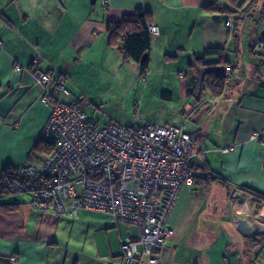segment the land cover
<instances>
[{
  "label": "crops",
  "instance_id": "1",
  "mask_svg": "<svg viewBox=\"0 0 264 264\" xmlns=\"http://www.w3.org/2000/svg\"><path fill=\"white\" fill-rule=\"evenodd\" d=\"M103 1L0 0V178L4 168L42 162L44 156L32 151L51 112L41 100L33 73L16 72L15 66L26 68L36 62L37 70L62 74L66 80L56 60L111 53L106 23L143 9L160 29L152 40L149 65L156 52L166 59L174 52V59L187 65L206 49L225 48L234 68L225 96L197 101L187 115L193 122L184 127L199 138L191 149L193 166H208L227 181L233 201L218 188L202 196L193 186H183L168 215L173 234L159 264H250L252 258L255 264H264V220L254 219L259 203L242 190L264 194V143L252 138L264 129V58L251 51L261 40L264 23L241 47L236 34L225 28L226 16L211 7L224 0H107L106 9ZM189 71L191 87L194 71ZM63 98L75 101L70 94ZM0 204L16 206L14 211H0V264H123L121 243L132 238L131 229L136 232L132 239L139 235L136 227L115 226L102 214L38 212L30 195H11ZM234 215L254 223L251 239L237 232ZM78 227L86 230L83 237H73ZM254 239L260 245L252 247ZM13 254L19 258L15 263L10 261ZM131 264H148L147 258L141 256Z\"/></svg>",
  "mask_w": 264,
  "mask_h": 264
},
{
  "label": "built area",
  "instance_id": "2",
  "mask_svg": "<svg viewBox=\"0 0 264 264\" xmlns=\"http://www.w3.org/2000/svg\"><path fill=\"white\" fill-rule=\"evenodd\" d=\"M101 5L106 9L107 0ZM225 27L231 28L230 20ZM148 31L152 38L159 37L158 26L150 25ZM256 47L264 49V42ZM34 65H16L14 70L33 73L42 90L41 100L51 109L41 138L52 145V151L39 164L18 167L16 175L3 182L0 197L30 195L31 206L38 212L58 216L93 212L109 216L115 226H134L138 238L127 237L121 243L123 264L141 256L148 264H159L165 242L173 234L168 215L181 188L192 186L190 152L195 136L153 124L98 127L75 101L63 100L69 96L65 80ZM252 138L264 143V129ZM259 204L256 221L264 220V202ZM18 260L11 257V262Z\"/></svg>",
  "mask_w": 264,
  "mask_h": 264
},
{
  "label": "rangeland",
  "instance_id": "3",
  "mask_svg": "<svg viewBox=\"0 0 264 264\" xmlns=\"http://www.w3.org/2000/svg\"><path fill=\"white\" fill-rule=\"evenodd\" d=\"M259 25L260 21L255 22L252 17L245 20L244 25L240 24L236 36L241 47H246L249 34ZM105 52L102 56L96 52L92 57L56 60L58 69L67 74L68 92L76 101H81L79 105L91 119L100 126L114 123L126 127L153 124L183 128L193 122H188L187 115L197 106V101L187 94L192 87H188L191 72L185 60H175L174 52L168 54L169 59L156 52L143 80L136 63L124 61L116 49ZM164 93L170 98L164 97ZM77 234L83 237L86 230L75 228L73 237ZM129 235L135 238V229H131Z\"/></svg>",
  "mask_w": 264,
  "mask_h": 264
},
{
  "label": "trees",
  "instance_id": "4",
  "mask_svg": "<svg viewBox=\"0 0 264 264\" xmlns=\"http://www.w3.org/2000/svg\"><path fill=\"white\" fill-rule=\"evenodd\" d=\"M211 7L214 9V12L226 16L225 23L228 20L231 21V28L228 29L225 27L228 33L233 32L234 34H236L238 32V27L240 26V24L244 25L245 20L251 17L252 20H255V22L257 20L260 21L261 24L264 23V0H224V4L218 7H216V4H211ZM205 10L212 11L209 7H205ZM150 25H152L151 14L149 12L144 11L143 9H137L132 14L123 16L118 22L108 21L105 25V34L107 37L108 47L112 50H118L121 53L124 61H132L136 63L139 66L140 76L143 78V80L146 79V77L144 79V76L146 75L149 69V52L151 49L152 40L154 39L148 31ZM261 35L262 34L259 33V37L261 40H258L257 42H264V37H262ZM256 44L253 48H251V51L255 52L256 54H259L264 58V49L257 48ZM144 54H148V57L146 60L141 61ZM227 54L228 52L225 48H209L203 51L201 57H193L187 63V67L194 71V76L192 77V89L187 91L188 95L195 97L196 101H201L206 96H210L212 99H221L225 96L227 88L229 86V81L234 73V68L231 66L232 63L228 60ZM33 65L34 64H31L28 67L31 68ZM36 65H34V67H36ZM227 69H229V72H227ZM42 73L54 75L52 72ZM54 76L56 78L65 80L62 74ZM163 96L170 98V95L166 93H164ZM80 103L81 101L75 100V105L78 108H80ZM80 109L84 112L82 107ZM93 122L98 127H104L109 124H114L109 123L107 125L100 126L95 120H93ZM177 129H183L184 132H187L184 127ZM190 134L195 136L196 138L192 146L193 148L194 145L198 142L199 138L196 134ZM51 151L52 145L46 143L42 138H40L35 147L33 148L32 153L34 155H42L44 156L43 158H45L51 153ZM192 171V186L195 189L199 190L200 195L208 196L211 194V191L214 188H218L223 191L224 197L228 201H233V198H231L230 196V184L225 181L221 176L212 172L208 166H192ZM16 172L17 169H12L10 167L3 169L0 178V190L3 186V182L10 176L16 175ZM242 190L244 193L253 197L255 202H264V194L245 188H243ZM8 196L0 197V199L6 198ZM15 209V205L0 204V211H14ZM251 237L252 236H250V239ZM250 242L252 243V247H255L257 245L256 243H259L260 245L258 239L250 240ZM12 256L16 255H11L10 261ZM250 264H255V258L250 259Z\"/></svg>",
  "mask_w": 264,
  "mask_h": 264
},
{
  "label": "water",
  "instance_id": "5",
  "mask_svg": "<svg viewBox=\"0 0 264 264\" xmlns=\"http://www.w3.org/2000/svg\"><path fill=\"white\" fill-rule=\"evenodd\" d=\"M214 19H218V17H214ZM264 35V32L262 33ZM148 57V54H144L143 58L141 61L146 60ZM234 223H235V228L237 232L243 236V237H249L253 233V224L249 221L248 218L241 216V215H234Z\"/></svg>",
  "mask_w": 264,
  "mask_h": 264
},
{
  "label": "bare ground",
  "instance_id": "6",
  "mask_svg": "<svg viewBox=\"0 0 264 264\" xmlns=\"http://www.w3.org/2000/svg\"><path fill=\"white\" fill-rule=\"evenodd\" d=\"M238 208L241 209L242 211H244V207L241 203H238Z\"/></svg>",
  "mask_w": 264,
  "mask_h": 264
}]
</instances>
